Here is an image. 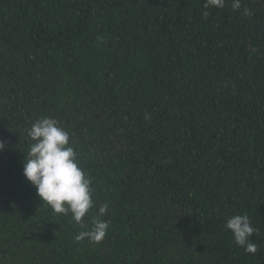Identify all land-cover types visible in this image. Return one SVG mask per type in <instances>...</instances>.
<instances>
[{"label":"trees","instance_id":"1","mask_svg":"<svg viewBox=\"0 0 264 264\" xmlns=\"http://www.w3.org/2000/svg\"><path fill=\"white\" fill-rule=\"evenodd\" d=\"M233 2L0 0V264H264V0ZM42 117L92 180L84 228L24 176Z\"/></svg>","mask_w":264,"mask_h":264},{"label":"clouds","instance_id":"2","mask_svg":"<svg viewBox=\"0 0 264 264\" xmlns=\"http://www.w3.org/2000/svg\"><path fill=\"white\" fill-rule=\"evenodd\" d=\"M209 6L224 7V0H206L205 8ZM233 10L241 8L240 0H234ZM244 15L252 13L245 8ZM207 18V11L203 13ZM29 150L24 159V176L33 184L37 195L47 204L54 214H72V219L82 228L84 218L94 206L92 180L80 166L77 151L70 144V134L52 117H42L32 123L28 129ZM0 141V150L4 148ZM99 216L108 212V205L99 208ZM109 227L108 221L94 218L92 228L82 231L76 239L89 238L100 242ZM230 230L234 243L249 253L255 254L257 245L251 237L260 229L253 225L247 214L230 217L225 224Z\"/></svg>","mask_w":264,"mask_h":264}]
</instances>
